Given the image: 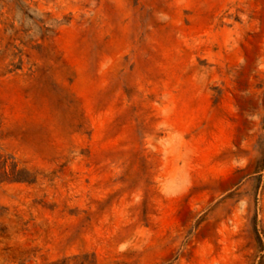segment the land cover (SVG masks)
<instances>
[{"label": "rangeland", "instance_id": "374dc122", "mask_svg": "<svg viewBox=\"0 0 264 264\" xmlns=\"http://www.w3.org/2000/svg\"><path fill=\"white\" fill-rule=\"evenodd\" d=\"M0 264H264V0H0Z\"/></svg>", "mask_w": 264, "mask_h": 264}]
</instances>
